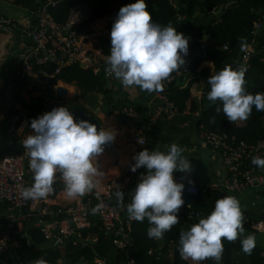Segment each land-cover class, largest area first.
<instances>
[{"label":"trees","instance_id":"1","mask_svg":"<svg viewBox=\"0 0 264 264\" xmlns=\"http://www.w3.org/2000/svg\"><path fill=\"white\" fill-rule=\"evenodd\" d=\"M46 1L14 0L13 4L33 13ZM86 3L91 4L92 9L87 18L82 16L77 28L79 35H88L105 27L119 41V34L132 36L139 33L140 37H130L126 44L119 42L118 45L133 56L127 68L140 92L151 91L190 63L187 73L162 91L178 113H194L198 130L220 132L228 139L264 146V38L254 40V51L246 67L239 69L238 61L247 49L254 24L261 21L264 26V0H62L49 12L56 23L65 24L71 10L81 9ZM143 7L149 8L147 18ZM217 11H220L217 23L195 33L191 31L188 36L190 21L206 20ZM114 18L116 20H112ZM189 39L206 44L194 60ZM111 46L110 41L101 38L94 48L106 53ZM204 61L211 62L213 69L201 67ZM185 81L187 83L182 89L181 83ZM59 82L78 88L79 95L75 101L96 93H107L100 89L106 81L76 65L63 67L52 77L50 85L56 86ZM196 83L202 86L201 97L192 100L190 90ZM24 85L18 78L9 83L11 105L7 108V117L14 111L15 104L21 103L28 109L32 125L36 124L47 132L41 131L34 140L39 143L48 139L55 146L64 168L79 174L88 161L87 147L90 143L43 128L40 113L44 101L38 99L26 105L22 99ZM5 90L0 91L1 103ZM62 106L84 110L65 103ZM238 117L242 124L237 122ZM141 130L147 134L146 123L141 124ZM96 143L108 144L109 138L99 131ZM126 176L123 174L120 178ZM30 186L37 188L41 197H45L42 195L45 190L55 197L71 188L65 183H49L41 179L30 183ZM220 194L213 189L200 190L191 205L203 215V236L195 230L199 221L185 226L172 215L161 214L160 217V212L151 213L143 202L133 204L132 211L147 214L142 219L135 216L126 229L129 240L125 250L134 264H211L213 261L217 264H264L262 249L245 247L243 232L251 231L250 225L245 222L238 226L235 220H231L230 213L220 207ZM89 217L92 218L91 223L82 231V240L75 244L66 242L62 254L58 250L48 251L43 264H96L100 259L106 261L111 242L105 232L94 225L96 218L92 214ZM29 235L37 245L45 242L37 230L32 229ZM6 264L19 263L7 261Z\"/></svg>","mask_w":264,"mask_h":264},{"label":"built area","instance_id":"2","mask_svg":"<svg viewBox=\"0 0 264 264\" xmlns=\"http://www.w3.org/2000/svg\"><path fill=\"white\" fill-rule=\"evenodd\" d=\"M60 2L62 0H47L37 12L32 13L33 20L28 23L31 46L18 53L17 69L12 80L18 78L26 84V76L36 72L42 80L50 82L63 67L76 65L91 71L103 81H110L116 74H120L134 85L136 80L127 68L133 56L118 44H113L106 53L88 46L91 38L77 33L82 21L79 8L71 10L65 24L56 23L49 10ZM261 27L262 22H256L250 37H254ZM16 28L15 19L0 15V34L11 37ZM253 51L252 46L240 55L239 69L247 66ZM50 65L54 66L51 73ZM187 70L178 71L153 89L160 102L148 117L150 125L159 120L170 121L178 115L176 107L162 91L169 83L184 76ZM129 113V110L122 109L120 118L128 117ZM6 120L8 133L17 138L19 150L14 154L0 156V204L11 209L0 223V250L17 243L29 245L31 240L27 233L28 226L37 230L44 241L53 242L57 246H64L68 241L75 244L82 240V231L90 225L92 218L89 216L92 214L96 218L94 225L97 224L105 232L112 247L119 251V264H134L125 250L129 240L126 229L135 216L142 219L147 214L132 211L135 197L129 190L130 181L118 178L97 187L88 185L85 197H79L77 187H72L69 194L73 197V203L56 206L51 199L41 197L37 188L30 186L29 178L33 177L35 182L41 179L65 183L70 172L64 168L52 143L47 140L38 143L34 140L30 113L21 103L15 104L14 111ZM199 131L202 145L218 155L225 171L224 177L211 187L213 190L233 195L264 183L263 145L228 139L223 133L202 128ZM135 141L140 147L146 145V139L139 134L135 136ZM156 168L157 172L146 177L149 189L139 203L147 204L151 213L160 212V217L161 214L172 215L185 226L193 221H201L202 214L180 202L182 195L195 197L202 190L195 176L189 170H181L179 164L167 156L157 159ZM80 181L83 180L80 178ZM229 216L235 220L232 213ZM245 222L254 234L264 237V220ZM96 264H106V261L100 259Z\"/></svg>","mask_w":264,"mask_h":264},{"label":"crops","instance_id":"3","mask_svg":"<svg viewBox=\"0 0 264 264\" xmlns=\"http://www.w3.org/2000/svg\"><path fill=\"white\" fill-rule=\"evenodd\" d=\"M13 1L0 0V15L13 18L17 23L13 36L0 34V91L5 90L6 87L5 98L9 96V83L13 82L12 78L14 75H11L13 72L15 74L17 69L18 53L31 46V41L28 37V23L32 22L33 14L15 6ZM80 8L82 9L83 18H87L91 13V4L86 3ZM142 10L144 17L147 18L150 12L149 8L143 7ZM219 13L214 12L213 16L206 20L201 18L190 21L188 24V36L191 31L195 33L209 24L217 23L219 21ZM135 36L140 37L139 33L132 36L119 34L120 40L118 41L117 37L105 27L86 35V37L91 38L87 43L90 47L96 46L99 40L104 37L113 45L119 44V42L126 44L130 37ZM261 38H264V26L261 27L254 37H251L246 47L251 49L254 40ZM189 42L193 49L192 59L194 60L205 49L206 44L203 41L190 39ZM189 66L190 63L186 64L185 69H188ZM201 67L213 69L212 63L207 61H204ZM26 78L27 82L22 89V99L23 95L30 98L29 102L24 101L26 105H31L40 99L44 101V106L56 101L60 105L65 103L82 107L83 111L88 113L87 115L98 120L102 135L108 136V144L117 152L116 158L106 153L104 155L102 153L97 158L89 157L79 174L69 171L68 180L65 181V184L71 186V188L77 187L79 197L86 196L88 185H95L96 187L104 185L105 182L118 179L123 174H126L125 178L130 181L129 190L135 197L134 204H138L149 189L146 177L151 173L157 172L156 161L164 156L175 160L181 170H189L195 176L202 190L212 189L211 187L217 184L225 175L218 155L202 145L194 113L184 111L178 113L170 121L162 122L159 120L153 125L149 124L148 117L160 102L157 93L153 89L142 93L120 74H116L112 80L100 86L101 91L105 90L107 92L106 95L101 92L75 101L74 88H77L75 85H65L59 82L56 86H52L49 81L42 80L36 72L27 75ZM186 83V81L181 83L182 89ZM57 87L67 90L66 100L58 98L56 94ZM201 88L202 86L198 83L191 86L192 100L200 99ZM70 93L71 99L68 97ZM10 105L11 100L8 105L2 106V103L0 105V156L14 154L19 150L17 138L8 133L6 111ZM199 108L202 109L201 105ZM122 109L129 110L128 117L120 118L119 113ZM236 120L239 124H242L239 117ZM144 123H146L147 134L141 130V124ZM41 131L47 133L40 126L33 125L32 134L34 137ZM138 134L146 139L144 147H140L135 141V136ZM46 140L48 141V139ZM107 159H113V161L107 163ZM80 178L83 181H80ZM29 181L34 183L35 179L30 177ZM48 182L51 183L53 181L49 180ZM69 190L59 192L55 197H52L51 193L45 190L42 195L51 199L56 206H66L69 205L73 198L69 194ZM227 196L233 209L238 210L246 221L252 219L264 220V183L249 187L238 194ZM10 212L11 209L8 206L0 204V223L5 220V217ZM31 230V226H28V235ZM195 230L199 235L203 236L202 221L197 223ZM243 234L247 249L249 247H258L264 251V237L254 234L252 231H244ZM30 240L29 245L24 242L17 243L5 246L0 250V264H6L7 261L19 264H43L48 251L58 250L62 254L65 248V245L60 247L49 241L37 245L33 243L32 239ZM120 256L119 251L110 246L106 264H119Z\"/></svg>","mask_w":264,"mask_h":264},{"label":"water","instance_id":"4","mask_svg":"<svg viewBox=\"0 0 264 264\" xmlns=\"http://www.w3.org/2000/svg\"><path fill=\"white\" fill-rule=\"evenodd\" d=\"M220 11H217L219 13ZM107 39L106 37H104ZM213 48V46L211 47ZM54 66H49V72H53ZM74 97L78 96V89L74 88ZM56 94L59 99L66 100L67 90L62 87H57ZM10 98L7 96L2 101V106L8 105ZM40 124L46 129H50L59 135H66L73 138H79L85 142L90 143L87 147L89 157L97 158L102 153L109 154L117 157V152L112 149L109 144H97V133L100 131V124L97 119L87 115L83 110L66 108L59 103H50L43 107L40 113ZM127 169V168H125ZM196 195L195 197H198ZM194 196L184 194L180 198V202L184 206H191ZM220 207L225 212H231L235 217L236 225L242 226L245 223V218L238 210H234L230 203L227 194L221 193L220 196Z\"/></svg>","mask_w":264,"mask_h":264},{"label":"rangeland","instance_id":"5","mask_svg":"<svg viewBox=\"0 0 264 264\" xmlns=\"http://www.w3.org/2000/svg\"><path fill=\"white\" fill-rule=\"evenodd\" d=\"M71 93H73V92H71ZM71 93L68 95L69 99H71ZM47 95L50 96V94H48V93H47ZM23 99H24V101H28V102L30 101V98L26 95H23ZM53 103H58V102L55 101ZM103 155H104V153H103ZM111 161H113V159H107V163H111Z\"/></svg>","mask_w":264,"mask_h":264},{"label":"clouds","instance_id":"6","mask_svg":"<svg viewBox=\"0 0 264 264\" xmlns=\"http://www.w3.org/2000/svg\"><path fill=\"white\" fill-rule=\"evenodd\" d=\"M229 213H231V212H229Z\"/></svg>","mask_w":264,"mask_h":264}]
</instances>
